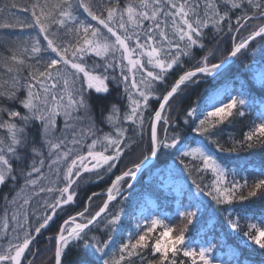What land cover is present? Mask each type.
<instances>
[{"label": "snow or ice", "instance_id": "snow-or-ice-1", "mask_svg": "<svg viewBox=\"0 0 264 264\" xmlns=\"http://www.w3.org/2000/svg\"><path fill=\"white\" fill-rule=\"evenodd\" d=\"M0 20V30L26 32L0 41V186H13L3 195L0 212V264H35L39 249L32 246L37 236L65 206L75 203L82 183L106 178L111 180L106 190L92 192L83 209L68 215L47 238L52 253L48 264H64L73 245L90 250L97 264H188L179 259L181 253L191 264H241L237 250L221 241L209 240L198 248L189 244L188 227L202 209L190 189L189 202L177 203L182 226L142 215L134 228L125 227L128 213L122 205L141 169L161 154L174 157L170 171L179 161L190 176L211 173L210 183L193 184L197 194L210 197L218 207L264 195V178L253 185L246 179L229 180L238 173L216 154L236 152L237 146L264 147V97L259 122H253L242 140H233L231 148L220 140V126L245 117L257 103L247 81L232 90H209L180 116L172 115L177 97L197 84V77L215 79L257 38L264 41V0H13L0 6ZM228 37L227 55L211 62ZM208 40L217 43L209 48ZM197 50L203 52L199 58ZM245 68L264 90V60H253ZM112 85L122 89L127 103L123 109L111 105L105 117L110 130L104 132L97 127L89 99L93 92L109 93ZM34 127L39 141L31 133ZM136 148L137 159L115 175L113 170ZM245 188L247 196L242 194ZM99 197L105 198L91 213ZM117 200L121 205L109 211ZM234 211L236 218L229 211L226 219L238 231L241 219L252 218L246 207ZM247 227L244 236L264 250V218ZM158 228L159 235H153ZM121 232L126 235L113 247ZM218 248L227 249L228 260L212 257Z\"/></svg>", "mask_w": 264, "mask_h": 264}, {"label": "trees", "instance_id": "trees-1", "mask_svg": "<svg viewBox=\"0 0 264 264\" xmlns=\"http://www.w3.org/2000/svg\"><path fill=\"white\" fill-rule=\"evenodd\" d=\"M13 0H0V6L10 4ZM18 4L29 3V0H15ZM55 2V0H53ZM123 2V0H122ZM12 12H19L18 9H11ZM82 13V10H81ZM22 17L29 16V13H19ZM6 15V14H5ZM86 14L81 15V19H84ZM92 24L95 25V21H91V18H87ZM2 22V20H0ZM255 23V22H254ZM21 33L19 28L16 29H3L0 30V41H5L9 36H15ZM213 33H209V36ZM42 39V38H41ZM216 40H208L207 44L209 48L216 45ZM231 46V38H226L224 43H221L219 49L215 53V58L211 62L218 63L223 56L227 55V49ZM253 49L256 50L255 54ZM207 51V49H205ZM197 58L203 55L200 50L196 51ZM255 60L257 63L264 60V41L259 38L251 44L248 52L242 55L235 63H230L226 68L221 70V75L215 79L212 77L201 78L197 77L198 83L191 84L184 93H181L177 97V101L174 102L175 109L172 112L173 116H180L181 110L187 109L192 102H198L199 98L208 94L209 90L224 89L228 88L232 90L239 86L241 80L248 82L249 90L252 96L256 99L257 103L255 107L246 114L243 118H237L231 124H224L220 127L223 131L220 133L221 143L224 144L225 148H231L233 140H242L243 133L253 125L256 116L260 110V98L264 97V90L259 87L258 82L254 80L252 74L247 72L245 65L251 64ZM4 73V69L0 68V74ZM175 78V74L172 79ZM122 89L112 85L109 93L107 94H96L92 93L89 103L92 108V114L95 118L97 127L102 129L104 132L110 130V126L105 122V117L110 112L111 105L115 104L121 109L126 105V98L122 99L120 93ZM187 93V95H185ZM233 94H235L233 92ZM182 100V103L179 102ZM20 109L19 105H13ZM153 106L155 103L153 102ZM22 110V109H20ZM181 124L183 123L181 117ZM183 131V129H181ZM31 133L39 141L38 127L31 129ZM194 135V134H192ZM202 139V138H201ZM213 152L216 151L214 145H210ZM236 152H224L216 153L221 160L226 163L229 169H236L237 175L235 177L229 176V180L233 178L244 183L246 179L249 185H253L256 180L264 178L262 171H264V147L256 144L253 148L247 147L240 148L237 146ZM139 149H132L128 151V154L124 157L120 166L113 170L115 175H119L125 164H128L129 160L137 159ZM174 157L170 154H161L156 160L152 162L148 168H145L137 176L135 181H132L133 188L125 192V199L123 200V207L125 208L128 215L124 216V226L133 227L135 226V220L143 216H159L161 218H168L166 222L172 225L182 226V222L179 216L176 214L177 203L187 204L188 191L192 192L193 196L202 203L201 214L197 220L188 227L187 240L193 247L198 248L200 244H205L206 241L211 240L212 242L221 241L227 246L237 250L238 257L241 264H264V250H261L254 243L249 241L244 236V231L248 230L247 225L249 223H257L261 218H264V195L258 194L256 197H251L246 201L240 202L238 199L232 205H221L217 206L211 200L210 197L204 196L202 193L197 194L195 191V185L193 180L197 183L208 184L213 179L211 173L208 174H196L193 173L191 176L187 171L183 169V166L179 164V161H175L176 169H172ZM130 166V165H129ZM150 169V170H149ZM203 175V179H201ZM112 179L115 178L113 175ZM111 183L110 179L104 181H97L92 184L82 183L79 189V194L75 198V203L70 206H65L64 212H59L58 216L54 218L53 222H50V226L36 238L35 244L32 246L33 249H39L38 254L35 257V264H48L47 258L51 256V251L47 249L48 237L53 236L58 230V225L67 219L68 215L75 214V212L81 211L87 202L88 196L92 192H103L106 190L108 185ZM11 184H5L0 186V212L4 208L3 195L12 191ZM248 189L243 190V195L247 196ZM105 197L96 198L91 207V213L98 210L97 206L101 205ZM121 205V201L117 200L110 205L109 211L114 212L118 206ZM246 207L247 215L251 217V220L241 219V229L238 231L232 230L227 223V215L229 211H232L233 218H236L235 209ZM227 210V211H226ZM210 218V219H209ZM206 222V223H205ZM143 226L144 221L140 220ZM102 226V225H101ZM161 228L154 231L153 235L158 236ZM93 232L100 235L97 229L93 228ZM91 234V233H90ZM125 232H121L116 235V244L113 247H118L122 242V237L125 236ZM215 237L216 239H213ZM105 238L106 235H105ZM227 249H217L211 255L213 258L220 257L224 260H228L229 257L224 253ZM98 255V254H97ZM29 255V259H31ZM179 259L188 261L191 264L189 258L183 257L182 253ZM27 264V261L25 262ZM64 264H97L96 255H93L90 250H86L81 245L79 248L71 246L66 256L64 257ZM136 264H140L137 260ZM146 264V262H145Z\"/></svg>", "mask_w": 264, "mask_h": 264}, {"label": "water", "instance_id": "water-1", "mask_svg": "<svg viewBox=\"0 0 264 264\" xmlns=\"http://www.w3.org/2000/svg\"><path fill=\"white\" fill-rule=\"evenodd\" d=\"M228 65H229V64H226V65L224 66V68H226ZM224 68L220 69V71L223 70ZM152 162H153V161H152ZM144 169H145V168H142V169H141V172L144 171ZM141 172H140L139 174H141ZM139 174H138V175H139Z\"/></svg>", "mask_w": 264, "mask_h": 264}, {"label": "rangeland", "instance_id": "rangeland-1", "mask_svg": "<svg viewBox=\"0 0 264 264\" xmlns=\"http://www.w3.org/2000/svg\"><path fill=\"white\" fill-rule=\"evenodd\" d=\"M200 246H206L205 244H200Z\"/></svg>", "mask_w": 264, "mask_h": 264}]
</instances>
